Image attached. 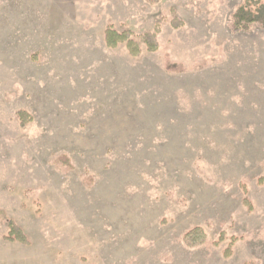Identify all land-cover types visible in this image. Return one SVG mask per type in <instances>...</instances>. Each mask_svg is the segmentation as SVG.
Instances as JSON below:
<instances>
[{
	"label": "rangeland",
	"instance_id": "374dc122",
	"mask_svg": "<svg viewBox=\"0 0 264 264\" xmlns=\"http://www.w3.org/2000/svg\"><path fill=\"white\" fill-rule=\"evenodd\" d=\"M241 8L264 0H0V209L28 238L0 220V264H264V28L236 32ZM158 25L156 53L105 42Z\"/></svg>",
	"mask_w": 264,
	"mask_h": 264
},
{
	"label": "trees",
	"instance_id": "16d2710c",
	"mask_svg": "<svg viewBox=\"0 0 264 264\" xmlns=\"http://www.w3.org/2000/svg\"><path fill=\"white\" fill-rule=\"evenodd\" d=\"M235 19L236 32L247 30L249 26L254 23H259L264 28V12L258 17H255L244 8H241L235 15ZM179 26L180 24H175V27ZM160 34L161 27L159 25L156 26L153 32H147L136 38H134V35L129 31L119 33L113 27H109L105 31L104 38L108 48L117 49L124 45L130 57L140 58L144 52V48L148 53H156L160 49L158 41ZM167 68L169 70L175 69V65L168 63ZM19 116L22 121V126H25L30 121V117L25 112H20ZM245 203L248 204V201H245ZM0 220L6 222L8 225V240L21 244H28V238L24 231L8 217L7 213L2 209H0ZM185 240L189 247H197L205 243V237L200 229H194L188 233Z\"/></svg>",
	"mask_w": 264,
	"mask_h": 264
}]
</instances>
